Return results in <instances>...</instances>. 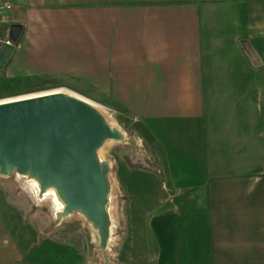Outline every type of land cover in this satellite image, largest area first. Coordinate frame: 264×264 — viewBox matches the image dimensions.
I'll return each instance as SVG.
<instances>
[{
    "label": "crops",
    "instance_id": "obj_1",
    "mask_svg": "<svg viewBox=\"0 0 264 264\" xmlns=\"http://www.w3.org/2000/svg\"><path fill=\"white\" fill-rule=\"evenodd\" d=\"M0 3V39L22 26L6 80L54 82L148 132L164 178L128 264H264V0ZM22 259L0 213V264Z\"/></svg>",
    "mask_w": 264,
    "mask_h": 264
},
{
    "label": "rangeland",
    "instance_id": "obj_2",
    "mask_svg": "<svg viewBox=\"0 0 264 264\" xmlns=\"http://www.w3.org/2000/svg\"><path fill=\"white\" fill-rule=\"evenodd\" d=\"M52 91L78 97L49 81L14 85L0 73V102ZM257 94L259 101H264V92L259 90ZM82 100L96 105L94 107L108 125L123 136V141H106L97 152L99 160L109 165L111 226L107 248L104 252L100 250L97 232L82 215L75 213L66 218L59 217L62 207L56 205L52 192L39 197L32 179L15 173L8 177L0 175V213L22 251L21 264H104L105 257L109 260L111 256L128 264L129 255L138 254V240L145 236L143 212L147 207V196L153 193L149 181L154 177L164 178L157 154L151 150V139L134 127L139 123L127 114ZM257 125L259 131L264 130V123L258 121ZM66 240L74 241L76 245L61 247L59 243Z\"/></svg>",
    "mask_w": 264,
    "mask_h": 264
},
{
    "label": "water",
    "instance_id": "obj_3",
    "mask_svg": "<svg viewBox=\"0 0 264 264\" xmlns=\"http://www.w3.org/2000/svg\"><path fill=\"white\" fill-rule=\"evenodd\" d=\"M21 32V25L9 27L0 69ZM240 46L257 67L260 62L249 41L242 40ZM110 140L123 141V136L94 106L71 95L48 93L0 103V175L32 179L39 197L56 190L62 207L59 217L82 215L97 232L103 252L111 226L109 165L99 160L97 152Z\"/></svg>",
    "mask_w": 264,
    "mask_h": 264
},
{
    "label": "built area",
    "instance_id": "obj_4",
    "mask_svg": "<svg viewBox=\"0 0 264 264\" xmlns=\"http://www.w3.org/2000/svg\"><path fill=\"white\" fill-rule=\"evenodd\" d=\"M10 9V5L7 3H0V30L6 23L5 12ZM9 34V33H8ZM9 43V37L7 39H0V48H3L5 44Z\"/></svg>",
    "mask_w": 264,
    "mask_h": 264
},
{
    "label": "trees",
    "instance_id": "obj_5",
    "mask_svg": "<svg viewBox=\"0 0 264 264\" xmlns=\"http://www.w3.org/2000/svg\"><path fill=\"white\" fill-rule=\"evenodd\" d=\"M134 127H135L138 131L142 132L143 135H147V136H149V135H148V132L145 130V128H144L142 125H140V124H135ZM66 236H67V235H64V237H66ZM81 238H82V239L84 238L83 235L81 236ZM80 241H82V240H80ZM78 242H79V240H78ZM59 244H61V247H63V248H68L69 246H74V245H76V244L74 243V241H71V240L62 241V242L59 243ZM78 247H79V245L76 247V249H78ZM81 248H83V247H81ZM83 249H85V248H83ZM107 261H108V259H107Z\"/></svg>",
    "mask_w": 264,
    "mask_h": 264
},
{
    "label": "bare ground",
    "instance_id": "obj_6",
    "mask_svg": "<svg viewBox=\"0 0 264 264\" xmlns=\"http://www.w3.org/2000/svg\"><path fill=\"white\" fill-rule=\"evenodd\" d=\"M53 92V94H56V93H60V92H54V91H52ZM52 94V93H51ZM42 95H45V94H41V95H35V96H42ZM34 95L32 96V97H35ZM78 98V97H77ZM15 100H20V99H14V100H7V101H2V102H0V103H5V102H11V101H15ZM94 106H96V105H94ZM97 107V106H96ZM99 108V107H98ZM103 110V109H102ZM35 183V182H34ZM35 185L37 186V184L35 183ZM48 192H52L53 193V195H52V198L55 200V202H56V205L57 206H60L59 205V203L57 202V200H56V194L58 195V193H57V191L56 190H48L47 191V193L46 194H44V196L45 195H47L48 194ZM56 193V194H55ZM59 196V195H58Z\"/></svg>",
    "mask_w": 264,
    "mask_h": 264
}]
</instances>
